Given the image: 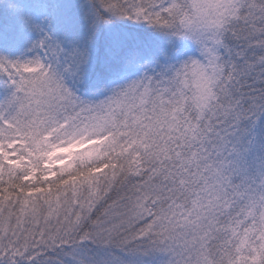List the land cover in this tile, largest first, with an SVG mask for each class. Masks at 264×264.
<instances>
[{
    "label": "snow or ice",
    "instance_id": "1",
    "mask_svg": "<svg viewBox=\"0 0 264 264\" xmlns=\"http://www.w3.org/2000/svg\"><path fill=\"white\" fill-rule=\"evenodd\" d=\"M218 7L0 0V264H264V0Z\"/></svg>",
    "mask_w": 264,
    "mask_h": 264
},
{
    "label": "clouds",
    "instance_id": "2",
    "mask_svg": "<svg viewBox=\"0 0 264 264\" xmlns=\"http://www.w3.org/2000/svg\"><path fill=\"white\" fill-rule=\"evenodd\" d=\"M213 2L219 5V7L216 9L218 14H223L227 11L229 0H189V3L192 6V11L198 16H200L204 9ZM208 10L210 11L211 8H209ZM201 19H203V16H201ZM193 76L195 78V73L193 74ZM194 88H196V97L198 99L199 89L198 87H196L195 83Z\"/></svg>",
    "mask_w": 264,
    "mask_h": 264
},
{
    "label": "trees",
    "instance_id": "3",
    "mask_svg": "<svg viewBox=\"0 0 264 264\" xmlns=\"http://www.w3.org/2000/svg\"><path fill=\"white\" fill-rule=\"evenodd\" d=\"M8 23H9V21H8L6 15L4 13H2V9L0 8V33H3L5 36L8 35L6 33V31H5L6 26L8 25ZM189 43H191V42H189Z\"/></svg>",
    "mask_w": 264,
    "mask_h": 264
},
{
    "label": "rangeland",
    "instance_id": "4",
    "mask_svg": "<svg viewBox=\"0 0 264 264\" xmlns=\"http://www.w3.org/2000/svg\"><path fill=\"white\" fill-rule=\"evenodd\" d=\"M1 9H2V8H1ZM2 13H4V14L6 15L8 21H9V17H8L7 13H6L3 9H2ZM183 45L186 46V47H188L190 50H192V51H193V54H194V45H192V44L189 43L188 41H185V42L183 43Z\"/></svg>",
    "mask_w": 264,
    "mask_h": 264
}]
</instances>
